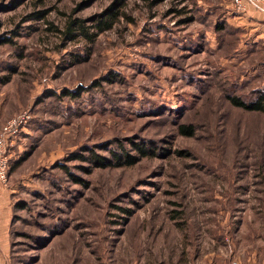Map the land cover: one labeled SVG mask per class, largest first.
Instances as JSON below:
<instances>
[{"label": "rangeland", "instance_id": "rangeland-1", "mask_svg": "<svg viewBox=\"0 0 264 264\" xmlns=\"http://www.w3.org/2000/svg\"><path fill=\"white\" fill-rule=\"evenodd\" d=\"M230 3L0 0V125L30 115L0 264H264V114L227 100L264 92V48L215 29Z\"/></svg>", "mask_w": 264, "mask_h": 264}, {"label": "trees", "instance_id": "trees-1", "mask_svg": "<svg viewBox=\"0 0 264 264\" xmlns=\"http://www.w3.org/2000/svg\"><path fill=\"white\" fill-rule=\"evenodd\" d=\"M121 14L122 13L120 11H118V9L111 11V13L109 14V16L106 17V19L100 20L97 23V26L95 25L96 31L97 32H103V31H107V30L111 29L113 24L121 16ZM35 18L36 19H42L43 18V12L37 13ZM229 27H230V25H228V23L225 20H220V23L215 25V29L218 31H222L223 28L228 29ZM75 31H78L82 36L87 38V41H92L93 37L95 35V34L94 35L87 34V28L84 27L83 21H72V22H70L69 27L67 28L65 34L67 35L68 38H73V36H75V34H76ZM233 31L239 32L240 30L233 29ZM234 32H232V33H234ZM7 81H8V79H6V81L4 83H6ZM78 94H79V92H71V91L64 90L61 92L60 97L67 96L69 98H75L76 96H78ZM227 100L234 107H238V108H241V109H244L247 111H253V112H258V113L264 114V92L263 91L258 92V95H256L249 103H245L239 97H235V96H227ZM178 132H179V134L186 136V137L193 136V131H192L191 127L181 125L178 127ZM134 146H135L134 148L136 150H138L141 155L147 154L144 150L141 149L140 146H137V145H134ZM89 155L93 159V161H92L93 164L96 165L97 167H106V166L111 165V162L109 160H106L105 158H101L98 155H95L93 153V151H89ZM75 157L80 158L83 161L87 160V157H84L81 154L76 155ZM113 157H114L113 161L117 162L116 166L122 165V164L131 165L135 162L134 158L130 157L127 154L126 155L123 154L122 157H120L119 155L113 153ZM121 160H123L124 163H120Z\"/></svg>", "mask_w": 264, "mask_h": 264}, {"label": "crops", "instance_id": "crops-1", "mask_svg": "<svg viewBox=\"0 0 264 264\" xmlns=\"http://www.w3.org/2000/svg\"><path fill=\"white\" fill-rule=\"evenodd\" d=\"M221 13L228 24L243 33L240 40L243 41V48H247L245 50L254 49L257 45L260 49L264 48V16L262 14L251 8H248L245 12H237L235 9L233 10L231 3L230 6L227 4V8ZM243 48L241 47L240 50H243ZM1 126L2 125H0V128ZM15 142H17V137L14 143ZM10 150L11 156H13L12 147ZM16 156L17 154L14 152V158ZM11 190L10 181L6 187L0 184V243L8 234L13 210H15V203L11 201Z\"/></svg>", "mask_w": 264, "mask_h": 264}, {"label": "built area", "instance_id": "built-area-1", "mask_svg": "<svg viewBox=\"0 0 264 264\" xmlns=\"http://www.w3.org/2000/svg\"><path fill=\"white\" fill-rule=\"evenodd\" d=\"M263 1L264 0H233V8H235L237 12H245L248 8H254L264 13ZM29 118L30 115L24 111L20 115L9 118L0 128V184L3 187L8 185V170L11 161L10 148L13 146L17 135L25 127ZM230 264L240 263L238 261H232Z\"/></svg>", "mask_w": 264, "mask_h": 264}]
</instances>
